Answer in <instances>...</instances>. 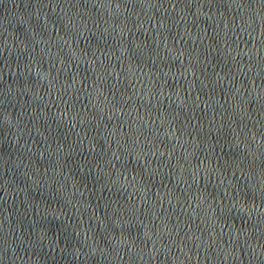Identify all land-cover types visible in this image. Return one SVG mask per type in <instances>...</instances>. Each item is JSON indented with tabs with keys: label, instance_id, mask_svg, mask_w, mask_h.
I'll list each match as a JSON object with an SVG mask.
<instances>
[{
	"label": "water",
	"instance_id": "95a60500",
	"mask_svg": "<svg viewBox=\"0 0 264 264\" xmlns=\"http://www.w3.org/2000/svg\"><path fill=\"white\" fill-rule=\"evenodd\" d=\"M0 264H264V0H0Z\"/></svg>",
	"mask_w": 264,
	"mask_h": 264
}]
</instances>
